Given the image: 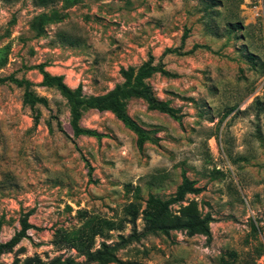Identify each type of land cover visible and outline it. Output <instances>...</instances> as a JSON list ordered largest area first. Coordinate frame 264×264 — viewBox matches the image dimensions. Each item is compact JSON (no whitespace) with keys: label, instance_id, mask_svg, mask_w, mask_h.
<instances>
[{"label":"rangeland","instance_id":"374dc122","mask_svg":"<svg viewBox=\"0 0 264 264\" xmlns=\"http://www.w3.org/2000/svg\"><path fill=\"white\" fill-rule=\"evenodd\" d=\"M149 60L162 71L142 81L173 115L128 98L142 141L81 105L97 135L75 134L44 75L86 100ZM183 174L198 190L170 210L209 213L210 237L140 234L146 200ZM103 243L105 264H264V0H0V264L84 261Z\"/></svg>","mask_w":264,"mask_h":264},{"label":"trees","instance_id":"16d2710c","mask_svg":"<svg viewBox=\"0 0 264 264\" xmlns=\"http://www.w3.org/2000/svg\"><path fill=\"white\" fill-rule=\"evenodd\" d=\"M123 82L116 84L111 90L105 94L99 96H90L86 100L80 97V88L76 89L68 88L61 82L58 76H49L44 73L45 79L49 78L51 81L59 87L60 91L67 97L70 103L71 112V127L75 134L83 131L78 126L77 120L80 116V106L84 108H97L99 110H111L113 111L122 122L135 131L139 136V141H142L143 134L141 128L133 121L126 113L125 106L126 100L132 96H140L145 98L149 106L173 115V109L167 105L166 102L159 101L149 94L148 87L143 83L142 79L148 77L153 71H162L160 66H151L150 60L146 61L141 67H139L134 74V69L129 67L122 69ZM85 133L97 135V132L84 130ZM87 164L88 172L90 173V165ZM198 188L195 187L191 180H189L184 174L175 192L169 195L167 198H161L158 196H150L146 200L145 208L143 209V219L145 228L140 234H165L168 235L171 230H185L188 234L202 233L208 238L210 237L209 222L212 217L209 213L199 218H185L182 219L176 216L170 210V205L182 202L184 196L187 193H195ZM255 229V226L252 225ZM121 238H124L121 236ZM124 240V239H123ZM12 242L3 243L2 246L6 249L11 248ZM117 247L116 244L111 246L103 243L100 249L94 252L88 253V257L84 261H75L71 257H64L57 255L48 260H42L40 258H27L23 264H105L106 261L117 260L112 251Z\"/></svg>","mask_w":264,"mask_h":264}]
</instances>
